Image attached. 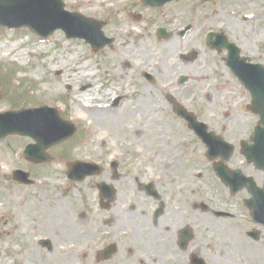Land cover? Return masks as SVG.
I'll list each match as a JSON object with an SVG mask.
<instances>
[{"label":"flooded vegetation","instance_id":"af4514ba","mask_svg":"<svg viewBox=\"0 0 264 264\" xmlns=\"http://www.w3.org/2000/svg\"><path fill=\"white\" fill-rule=\"evenodd\" d=\"M103 21L106 27V20ZM248 48L261 50L257 55L247 54V57L249 64L263 66L262 69H254L253 74L264 81V46L248 45ZM129 71L125 74L130 73L157 90L172 113L176 114V105H181L178 101L186 100L181 89L172 93L177 100L169 96L168 90L160 89L152 73H143L139 68ZM176 71L173 69L171 73ZM230 72L231 83L223 85L239 83ZM231 89L226 87L219 92ZM245 90V110L247 114H253L258 123L261 116L253 112L251 93ZM112 106V112L118 114L116 105ZM139 113L145 115L148 111L143 108ZM225 116L233 121L234 111L225 113ZM255 126L247 129V144H250ZM108 132L109 139L114 142L106 139L101 143L99 160L96 161L101 166L99 174L84 181L88 183L87 189L54 192L53 201L58 204L54 206L52 203L53 210L45 211L42 206H35V202L29 214L22 212L24 223L32 224L34 252L47 257H41L40 264H264V260H260L261 254L248 257L218 252L214 243L217 208H212L217 201H211L210 207L204 204L201 185L198 186L200 176H193L194 187L187 188V175L180 173L185 167L179 163L180 158L172 157L169 161L158 157L157 153L145 157L144 153L134 152L131 146L123 143L129 139V133ZM244 160L246 175L264 188V170L249 162L246 156ZM173 166L180 172L171 173ZM242 191L249 195L248 189ZM204 217L209 223L206 229H203ZM48 221L50 230H42ZM248 236H251V231ZM256 237L258 240L251 238L254 243L264 240V226L258 227Z\"/></svg>","mask_w":264,"mask_h":264},{"label":"rangeland","instance_id":"374dc122","mask_svg":"<svg viewBox=\"0 0 264 264\" xmlns=\"http://www.w3.org/2000/svg\"><path fill=\"white\" fill-rule=\"evenodd\" d=\"M64 1L68 9H73L83 13H90L95 16L102 15L101 10L102 6L104 5V9H106L104 14L113 13V11H115V3L113 0H93L92 3H89L91 0ZM260 2H262V0H214L212 3H208L205 6L202 4V1L199 3L184 2V4L169 5L160 9L159 11H155V13L152 11H145V19L137 24V29L139 31H143L142 36L140 37L139 35V41L142 39L146 41L149 38H153L156 40V42L146 45V49L149 51L147 55L140 51L138 53L140 57L145 55L149 62L134 67H142L145 65L147 66L150 64H157L165 61L185 63L186 61L179 59V55H177V53L175 59H170V55L172 54L168 53V48L169 46H172V43L169 41H176L177 44H181V49L184 47L183 50L186 48H195L199 50L201 52L200 56L202 57L199 58L196 63H191V66L198 64H208L209 66L206 67L208 73L211 77L214 76L216 72H219V68L216 65V61L212 59V57H215V54L205 46L204 42L206 33L211 30L228 29L227 31L233 35V37L243 47L244 51L246 48L245 36H247L253 44L258 45L259 39L264 35V31L262 30V23L264 22V3ZM243 3L244 6H246L244 13L253 12L254 15H262L263 19L259 22L252 21L241 30H235L234 26H232L234 18L231 16V10H234L236 14H238L240 7L236 4ZM180 8L185 10L182 9L179 13H177L176 11ZM116 14L118 16L116 17V20L118 21L119 18L121 23L118 22V25L115 27H118L119 30L120 26H123L122 31H124L127 28V25L123 23V18L126 16L122 14L121 11H117ZM198 15H211L213 20H210L208 23H196L195 19ZM176 16H182V25L178 28H172V25H169L168 21H174ZM227 16H230V21L228 22L226 21ZM187 22L192 23L194 25V29L188 33L185 39H183V37L179 36L177 32L182 29ZM146 24H148L150 34L148 33V30L144 29ZM108 26H110V23ZM160 26L171 30V36L168 38H158L155 31ZM123 42L124 40L118 36L116 38V45L113 48L111 47L107 49L108 56H103L101 52H95L97 55L91 53L88 46L84 42L78 40H69L66 38L65 34L61 32L56 33L52 39L42 40L30 33L28 30L14 31L0 29V78L2 80L5 77H10L8 84L11 87L12 93H15L18 91V89L22 90L21 95L14 97L13 94H11L9 91L7 92V90L0 85V88L3 89L6 96H9V98L5 97L0 102V111H4L8 107L13 108L19 107L20 105H28L33 102L32 100H38V94L41 93L42 95L40 98L47 97L51 99L47 101H41L49 102L50 105H59L62 107L66 106L71 116L81 123L80 132L82 129H145L137 123L138 119L134 117H128V115L115 117L109 115L106 112L107 109L110 108V97H103L102 92L104 88L108 86L112 75L109 70L105 71L103 69L104 65L102 62L104 60L112 61V58L116 56V53L122 56V61L136 60L135 52H137V49L135 45L138 43V39L134 40V37L132 36L133 44H128L126 46H124ZM137 45L142 46V43H138ZM180 48L176 49V51H178ZM186 64L188 65L189 63ZM96 68L98 69L96 70ZM182 70H188V66L183 67ZM89 71L95 72L94 74H86ZM130 82H132L130 77H128L126 80L122 79L123 85L127 86L126 98L128 100L125 103L128 104L130 99L134 101L139 99L140 106L142 108H146L147 111H149L152 108V102L148 99V97H152L153 95L158 97V94H150V89L147 88V85L140 80H137L135 85L128 86ZM67 85L72 86L71 90L68 91L65 89ZM87 85H93L94 87H88L86 91H82L81 86ZM117 87H120V85ZM211 88L212 87L208 85L201 86L196 91V93L198 96L203 93V96L205 97L211 92ZM135 92L136 94H134ZM119 93L122 95L125 94L123 92ZM61 95H64L63 98ZM51 96H53V98H51ZM12 97L17 99L11 104L9 99ZM79 99H97L98 101H101L103 110H98L97 107L95 109L84 110L78 104ZM34 104H40V102L34 101L30 105ZM160 104L161 100L157 98L155 105L158 106ZM129 105H131L133 109L135 103L131 102ZM204 106L198 105L197 107L200 110H203ZM209 108L210 105L208 104L207 109L204 110L206 116L203 115V119L213 122V118L209 116ZM81 115L86 116L84 121L78 119V117ZM62 117L67 118L64 114H62ZM181 129H183V126H181ZM186 129L188 128L186 127ZM190 134L193 135L192 132H190ZM79 136H81V133H79ZM97 138L98 136H96V139ZM79 139L80 137L75 138L74 150L71 151L72 155L78 156L82 152L78 148L81 147L84 149L88 145L77 146ZM27 141L31 140L12 137L0 142L1 169H3L5 172L8 169H11L12 172L18 167L25 168L22 157L24 146H26ZM54 151L57 150L55 149ZM53 155L57 156V154ZM68 161H70V159H66L65 164ZM186 167L188 169V175L190 172L202 173V184L200 182V184L198 183V186L201 185V187L203 186L204 189H210L213 191L216 178L209 162H204L203 165L202 163H188ZM57 170L60 175L62 170V160H59ZM50 172H52V167L49 170L47 168L41 169L38 173L40 181L39 183H41V181L48 180L53 182L49 176V174H51ZM5 178L6 176L1 180L3 185L0 190V203L2 202L0 206H3L5 204L4 202H6L8 207H0V211L6 215V220L10 218V221L12 222V218L14 216L10 215V213L16 209H19L23 205L32 209V203L36 202L35 206H42L43 210L50 211L53 210V207L58 204L57 202L53 201L55 193L47 184L32 188L24 199L22 198L24 196V192H17V189L13 188V185H11L9 181L5 180ZM8 186L11 187V195L9 194L7 196L5 190ZM217 188L218 191L214 192L217 193L219 198L225 203L224 198L227 197V194L225 191H223V185L219 180L217 181ZM204 192L207 191L204 190ZM3 198L5 199L3 200ZM214 199L218 201V198ZM52 203H54L53 207ZM219 206L223 207L224 205L220 204ZM238 218H244L243 214H238ZM11 227H13L12 224L10 225V228ZM50 228L51 223L48 221L46 224H44L42 230L48 231ZM220 229L224 233V235L221 236H225L224 241L227 245L225 249L228 253L244 254L248 257L257 253L261 254L260 260H264V240L260 243L250 242L247 238H243L241 231L232 227L231 223L227 233L222 228ZM19 230H21V228ZM6 233L7 236L5 237V242L0 246V249L4 247L5 244H7L10 248L4 254L2 260H0V264L4 262L5 264H31V262L40 264L41 257L43 259L47 258L43 253L34 252L36 245L33 237L30 236L32 235L30 231L27 235V246H21V244L18 243L17 232L14 229H12V231L8 229ZM232 235H235V237H233V241ZM231 242L234 244L233 247L229 245ZM222 248L223 246L220 247V253L223 252ZM17 251H20V253H16ZM24 259L27 260H25V262H21ZM260 264H262V262Z\"/></svg>","mask_w":264,"mask_h":264},{"label":"water","instance_id":"95a60500","mask_svg":"<svg viewBox=\"0 0 264 264\" xmlns=\"http://www.w3.org/2000/svg\"><path fill=\"white\" fill-rule=\"evenodd\" d=\"M144 1L151 5H161L170 0ZM9 23L27 24L38 32H50L57 27H62L69 36L88 37V40L92 41L96 48L102 45L94 38L95 35L90 34L88 31V23L79 18L77 15H68L64 13L58 0H0V24L5 25ZM93 29L94 27L91 28V30ZM96 38H100L99 32L97 33ZM46 109L47 108H43V110H24L19 112H9L1 115L0 135H4L9 131L10 133H22L23 129L37 130L53 126L54 119L50 120L49 115L47 121L42 119H40L41 121H38V117L40 116L38 111L43 112ZM51 115L56 118L55 112L52 111ZM188 118L192 121V126L206 132V126L204 124H198L193 118ZM46 130L48 135L52 134V129ZM209 143L213 146L211 141H209ZM30 150L31 148H29L27 152ZM74 165H76V168L80 169L82 172H85L88 167L91 168L90 165L84 163H75ZM262 206L263 204L260 203V205H258V209H256V219L260 222H263V219L261 218H264V209Z\"/></svg>","mask_w":264,"mask_h":264},{"label":"bare ground","instance_id":"6f19581e","mask_svg":"<svg viewBox=\"0 0 264 264\" xmlns=\"http://www.w3.org/2000/svg\"><path fill=\"white\" fill-rule=\"evenodd\" d=\"M45 98H47V97H45ZM78 104L83 109H87V107H89L91 109H95L97 103H95V102H89V101H86V100H83V99H79ZM98 107H99L98 110L103 108V106H98Z\"/></svg>","mask_w":264,"mask_h":264}]
</instances>
